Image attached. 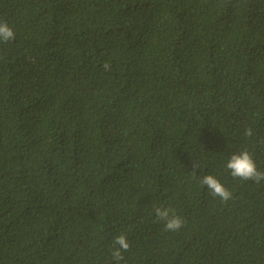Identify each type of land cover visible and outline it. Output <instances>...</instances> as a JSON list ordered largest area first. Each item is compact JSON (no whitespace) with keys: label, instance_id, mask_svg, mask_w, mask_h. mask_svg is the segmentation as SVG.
<instances>
[{"label":"trees","instance_id":"trees-1","mask_svg":"<svg viewBox=\"0 0 264 264\" xmlns=\"http://www.w3.org/2000/svg\"><path fill=\"white\" fill-rule=\"evenodd\" d=\"M0 20V264H116L120 234L119 264H264V181L224 166L246 146L264 171V0H0Z\"/></svg>","mask_w":264,"mask_h":264},{"label":"clouds","instance_id":"clouds-1","mask_svg":"<svg viewBox=\"0 0 264 264\" xmlns=\"http://www.w3.org/2000/svg\"><path fill=\"white\" fill-rule=\"evenodd\" d=\"M15 39L16 33L7 20H0V44L13 42ZM103 67L106 71H110L108 62H105ZM243 135L246 138H251L254 135L253 129L245 127ZM224 166L234 179L242 182L251 181L255 184H260L264 181V171L258 169L252 152L246 146L232 152L226 159ZM197 167L199 166L194 163L192 172L194 176ZM199 183L206 187L213 198H218L222 203L226 204L234 198L233 193L214 175L206 174L200 177ZM153 211L155 218L162 222L165 231L176 232L184 226L185 221L183 218L176 214L175 209L170 206L160 205L155 207ZM129 248L130 244L126 235L120 234L114 238L111 255L116 264H119L124 259L123 253L127 252Z\"/></svg>","mask_w":264,"mask_h":264}]
</instances>
